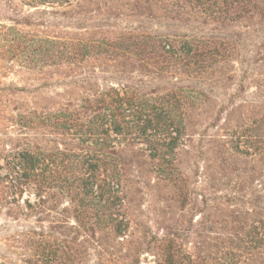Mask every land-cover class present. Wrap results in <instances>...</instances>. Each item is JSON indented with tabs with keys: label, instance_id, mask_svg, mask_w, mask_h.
<instances>
[{
	"label": "trees",
	"instance_id": "obj_1",
	"mask_svg": "<svg viewBox=\"0 0 264 264\" xmlns=\"http://www.w3.org/2000/svg\"><path fill=\"white\" fill-rule=\"evenodd\" d=\"M121 18L223 34H158L119 27ZM251 24L264 26V0H0V60L24 81L0 86V212L20 224L22 264H73L69 219L98 246L96 232L127 237L124 183H170L164 202L184 207L177 183L197 135L222 169L237 155L264 170V104L214 111L207 88L232 80L239 50L228 32ZM258 51L264 64V40ZM203 116L222 134L195 133ZM192 209L190 232L169 219L148 240L159 264H264V207L251 214L196 194Z\"/></svg>",
	"mask_w": 264,
	"mask_h": 264
},
{
	"label": "rangeland",
	"instance_id": "obj_2",
	"mask_svg": "<svg viewBox=\"0 0 264 264\" xmlns=\"http://www.w3.org/2000/svg\"><path fill=\"white\" fill-rule=\"evenodd\" d=\"M44 17L49 21H66V19L49 12ZM113 22L122 28L140 27L158 34L196 37H216L223 34L213 25H183L161 20L134 21L128 18H121ZM228 33L238 44L239 54L232 64L233 72H230L231 68L228 69V73L230 72L228 75L232 77L231 81L211 86L204 84L212 97L211 106H214V111H219L228 109L230 105L264 104V64L258 60L257 56L259 45L264 40V26L251 24L243 29H234ZM13 65L14 62L11 63L9 59L0 60V86L10 83L17 86L24 84L16 69L6 68ZM145 81L149 83V79H145ZM214 111H211L210 115H214ZM249 111H251L250 107H246L242 111L244 112L242 117H247ZM225 117V113L220 114L218 125H222ZM209 122L210 120H206V116H203L194 130L195 133L200 134L204 129H208L207 134L215 132L222 134L219 129L209 128ZM10 131L13 132V129L11 128ZM205 146L206 140H202L197 135L189 149L188 157H183L181 171L184 182L177 184L184 189L188 198L184 207L174 200H165L164 202V199L170 196V183H152L144 180L145 183H124L127 187V198L130 201V218L133 221L132 227L124 239L115 240L112 235L96 232L94 238L102 239V245L98 246L92 241V238L88 237V234L77 228L74 220L69 219L66 236L69 241H75L79 245L76 248L78 257L73 264H159L160 257L157 250L148 248V240L153 235L161 237L163 232L160 230V225L162 223L164 225L169 219L182 225L184 234L190 232L198 220V216L192 209L196 194H206L211 200H216L223 205L228 202L229 206H236L241 212L258 213L264 207V170L260 163L254 157L235 155L229 158L225 155L228 165L222 169L217 165L215 158L213 160L212 153H205ZM210 161L212 162L210 163ZM201 199V197L198 198L199 201ZM156 221L159 222V225ZM20 230V224L4 217L0 212L1 261L8 264H22L21 260L28 257L17 243ZM85 241L93 242V245L88 247ZM85 247L89 250L88 254L85 253ZM193 249L192 243L184 241V250L187 253H193Z\"/></svg>",
	"mask_w": 264,
	"mask_h": 264
}]
</instances>
